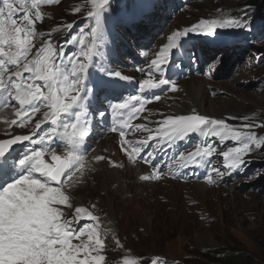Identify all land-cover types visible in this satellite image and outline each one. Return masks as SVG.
I'll list each match as a JSON object with an SVG mask.
<instances>
[{"label": "rangeland", "instance_id": "obj_1", "mask_svg": "<svg viewBox=\"0 0 264 264\" xmlns=\"http://www.w3.org/2000/svg\"><path fill=\"white\" fill-rule=\"evenodd\" d=\"M4 4L5 0H0V7H4ZM31 4L32 0H26L22 7L19 0H15V9L17 7L20 9L13 11L19 27L24 26L22 17L28 14L32 22L29 27L35 32L32 37L31 51L27 54V60L23 61L25 63L37 58V53L49 46L52 48L54 57L58 56L59 48L69 42L88 23H92L93 28L96 29V36L91 41L93 51L113 56L116 45L112 44V41L115 43L123 41L118 48L125 52L128 59H122L125 64L121 76H127L130 79L119 76V80L134 85L133 96L141 98L143 108H141V102L132 101V105L139 109V114L131 115V117L127 115L128 109H123L125 126L120 130L133 132L141 120L146 118L150 89L145 88V93L141 92L140 83L149 78L147 69L151 60L157 58V53L169 43L173 33L197 25L201 20H216L221 23L242 20L244 25L218 28L214 34L190 32L181 37L178 45L171 50V55L186 47L207 44L226 46L230 48V53L227 51L226 57L220 59H214L209 55L194 56L187 64V68L196 77L184 83V92L176 85L175 94L168 96L173 97L171 103L167 105L168 102H165L158 108L162 110V107H167L170 115L175 118L183 114L182 108L186 107L188 108L186 110H189L192 107L208 115L209 119L224 122L230 120L235 123L238 122L239 117L259 118L264 113V0H155L141 16L131 17L128 22L124 20L127 16L115 15L106 10L110 3L101 11L98 18L88 16V13L93 11L91 0H58L56 3H45L41 0L36 8L25 10ZM37 11L39 16L36 15ZM102 16L108 21H113L108 33L100 27ZM68 24H72L73 27L68 29ZM127 30L130 31L126 32ZM21 38H25L23 32ZM124 42L127 46L134 42L140 46L130 45V47L122 48ZM144 48L148 53L147 56L144 55L146 53ZM128 50H132V54ZM5 51H8V48ZM11 51L15 52V47ZM179 52L175 58L179 57ZM189 54L192 53L189 51ZM104 59L106 60V57ZM58 60L54 58V70L58 66ZM114 61L116 62L115 59ZM14 67L16 66H8L5 80L11 78L18 83L23 80L25 87L32 84L33 88L38 83L43 88V81L35 78L24 79L30 73L25 72L20 78L13 76ZM99 67L103 68L102 72L106 75L107 68L104 64L102 63ZM114 68L118 69L116 65ZM141 68L144 71H140ZM152 76L155 81L161 78L160 75L154 76L153 73ZM196 83H199L197 92L199 100L193 99L199 103L193 102L194 100L192 101L188 95V88L192 85L198 86ZM109 90L110 88L101 90L102 96L99 99L100 106L97 111L109 112L112 109V102L103 98L105 91ZM43 94H48L47 88ZM57 94L63 95L62 92ZM73 95L72 91L69 92L65 103H70ZM84 98L87 97L84 96L82 99ZM3 101L0 98V105ZM14 103L0 106V114L9 113ZM84 105V103L82 107L78 105L66 114L61 113V118L57 121V124L61 126L59 135L55 136L57 132L52 135L55 136L54 143L52 145H49L52 142L48 145L46 143L44 146L35 148L37 151L54 148L53 151H46L43 156L45 164L50 163L53 166H56L59 160H69V152L75 151L77 159L82 160L85 165L83 164L81 169L74 172L75 181L79 184L84 182L79 191L75 192L72 188L74 213L79 208L77 202L89 201L87 205H94L95 211L102 219H105V213L107 218L111 219L112 224L108 225V219L94 221L88 214L85 216L91 221L87 222L85 235L80 237L72 249L78 264H96L99 257H103L102 260H106L107 264H116L121 255L127 256L123 264H216L201 258L198 254L223 248L253 255L264 264L263 153L262 156L253 159L259 163L249 166H247L249 163H246L239 169L238 174L230 176L225 182H213V185L208 188L200 184L146 182L139 179L138 174L147 169L138 172L133 168L134 164L126 151L125 143L128 142L121 138L120 130L105 134V139L101 141L97 140L89 158L83 155L78 143L75 146L70 144V147L65 146V148L57 147L59 142L64 145L69 143V140L60 139L59 136L68 139L67 136L73 134L71 125L78 122V114L83 113ZM132 105L129 107L131 108ZM52 111L48 102L42 103L40 110L35 114L21 112L19 108V114L11 116L10 122L14 119L25 120L23 134L30 131L33 136L43 127L40 125V128L36 129V124L51 120ZM46 113L48 119H45ZM86 123L88 124V120ZM259 124L260 122L257 124V131L264 127ZM0 126L2 127L1 123ZM55 127L58 131V126ZM92 128L94 131L96 126ZM51 129V122L42 128L44 132L52 133ZM15 135L6 134L8 138ZM113 137L115 138L112 148L114 150H111V153L110 149L103 146V143ZM5 140L7 139L0 133V143ZM85 142L82 139L81 143ZM259 150L263 151L264 146ZM105 153L106 155H103ZM99 155L103 159H98ZM54 156H59L60 159L56 160ZM95 156L98 157L95 158ZM106 158L112 162L109 168L107 164L103 165L104 162L106 163ZM91 167L103 172H106L105 169L115 168L112 172L116 171L115 174L121 176L122 182H113L109 187L111 176L107 173L88 177L86 173ZM118 189L121 190L120 193ZM65 205L68 210L69 204L65 203ZM106 235L110 236L111 242H109V259H106L105 251L96 248L97 240L102 243L108 240ZM91 238H97V240L93 241L95 247L90 250V244L86 245V243ZM112 241L116 243L112 245Z\"/></svg>", "mask_w": 264, "mask_h": 264}, {"label": "snow or ice", "instance_id": "obj_2", "mask_svg": "<svg viewBox=\"0 0 264 264\" xmlns=\"http://www.w3.org/2000/svg\"><path fill=\"white\" fill-rule=\"evenodd\" d=\"M14 2H8L5 0L4 7H0V46L7 45L8 51H5L3 47H0V56L5 59L0 60V95L6 94V99L0 106H7L12 101L18 102L21 112L27 113L29 110L33 114L40 110V106L44 102H48L49 106L53 109L51 116L52 133H56L57 121L61 118V113H68L76 106H83L80 93L84 92V83L87 74V70L90 66V62L93 57V49L89 47L87 51L81 50L80 56L85 57L87 62H74L73 54L71 57H65L63 49L60 50L58 56L54 57L51 46L47 49H42L37 53V58L27 60V54L31 51L32 37L35 35L34 29L29 27L31 20L29 15L25 14L22 17L24 26H17V19L14 18ZM20 5L23 7L26 0H19ZM41 0H32V7L36 6ZM45 3H56L58 0H44ZM110 3V0H91L93 11L88 13L89 17L98 18L101 11ZM7 10V11H6ZM39 16V12L36 13ZM244 25L242 20H229L226 22H219L216 20H201L199 24L193 25L183 30L173 33L169 38V43L165 45L158 53L157 58L152 59L147 69L149 78L144 79L140 83V89H156L163 85L171 84L172 90H176L175 82H171L165 78H160L155 81L152 73L155 69L156 73H163V66L168 62L171 50L175 48L181 37L186 36L188 33H200V34H214L218 28L240 27ZM72 24H68L67 28L71 29ZM205 28L207 30H205ZM25 34V38H21L20 33ZM91 35L94 38L96 36V29L91 31ZM73 39H75L73 37ZM15 47L16 51H11ZM145 56L148 53H144ZM43 58H40V57ZM23 57V59H22ZM54 58L60 60V66H56L54 70ZM63 60H68L69 65H63ZM16 66L13 68V76L20 78L23 73H30L29 76L24 77L25 80L38 79L44 81V86L47 88L48 94L41 93V85L37 84L33 88L32 84H28L25 87L23 80L19 83L9 78L5 80L4 77L7 74L8 66ZM140 71H144L143 68ZM116 76H120L124 79H130L127 76H121L120 72L115 73ZM71 76V79L69 77ZM71 91H75L77 95L71 96V102L65 103V99L68 98V94ZM58 92H62L63 95H58ZM153 99L159 100V96H154ZM132 101L141 102L139 96L129 97L123 103H117L112 106V113L114 116L124 114L120 110L128 109L127 115L139 114V109L132 105ZM130 105L131 108L129 107ZM141 108L143 103L141 102ZM19 114V113H18ZM79 116V114H78ZM45 119H48V114H45ZM25 120H20L18 127L25 125ZM43 123V121H41ZM166 125L161 132L164 137L174 143L178 139H183L189 133L196 131L203 125H213L215 127L210 128V135L219 137L221 141L232 140L240 142L241 146L229 148L223 152V157L230 159L231 163L227 164V168L231 171H237L244 164L247 163L243 156L251 151L250 145L255 144L256 148H259L264 141L257 140L254 132H241L234 131L225 125L223 120L209 119L203 115H181L175 118L168 117L163 121ZM73 129H76L77 124L71 125ZM144 127V126H139ZM251 127V125H249ZM36 128H40V123L36 124ZM115 130V129H113ZM150 131V130H149ZM35 132V130H34ZM121 136L124 135V130H120ZM85 135L84 132L78 135L74 132L68 135L69 143L75 146L78 142H82V138ZM45 136H49L46 133L39 137V140H34L29 135H17L14 139L4 141L0 143V157H4L9 149L13 145H17L21 142H31L33 144H44ZM49 139H52L49 136ZM52 139V145L54 143ZM142 147H147L145 142ZM54 148L49 147L47 150H32L31 153L25 156L19 161L21 166H26V175H22L15 179L13 182L7 184L3 189H0V245L3 246L4 252V264H8L11 257L27 254L30 258L29 264H78L76 255L72 249V245L69 243L71 232H76V228L73 227L68 230L73 219L79 221L80 214L84 212L83 208H77L76 214L72 217L65 218L61 223V213L53 205L64 204L69 200V197L64 192L60 191L59 187L51 188L43 183L41 179L34 177V173H41L44 177L49 178L51 181L59 182L61 177L65 175V170L70 168L72 163L77 161L75 151L69 152V160L63 161L58 167H49L43 160L44 153L46 151H53ZM215 147L197 146L195 152L189 153L187 161L191 163H198L195 157H199L200 160H204L207 157H211L215 153ZM140 148L136 149V154L139 155ZM149 156L152 153L148 154ZM56 160H59V156H54ZM98 159H103L99 157ZM181 159H185L183 156ZM223 175V173H220ZM40 189L44 192L43 195L39 194L36 190ZM35 196H45L46 200L39 201L35 199ZM38 208H46L47 215L43 217V226L39 228L32 227V211ZM100 241L97 240L96 244L100 245ZM60 245L61 247H56ZM103 257H99L96 260V264H100V260Z\"/></svg>", "mask_w": 264, "mask_h": 264}, {"label": "bare ground", "instance_id": "obj_3", "mask_svg": "<svg viewBox=\"0 0 264 264\" xmlns=\"http://www.w3.org/2000/svg\"><path fill=\"white\" fill-rule=\"evenodd\" d=\"M161 1V0H160ZM162 1H164V0H162ZM28 8H33L32 7V4L29 6V7H27L25 10H27ZM160 11V10H159ZM136 15H137V12H134V14L133 15H131V17H136ZM159 16V15H158ZM130 17V16H129ZM158 18V17H157ZM154 21V20H153ZM140 29V28H139ZM144 31V30H143ZM157 31V30H156ZM140 32V31H139ZM152 32V31H151ZM147 33V32H146ZM153 33V32H152ZM158 41V40H157ZM113 43L112 44H114V45H116V46H120V44H123V43H121L120 41L118 42V43H115V41H112ZM124 44H126V43H124ZM156 44V43H155ZM130 45H135V44H129L128 46L127 45H125L126 47H130ZM139 45V44H138ZM154 45V44H153ZM140 46V45H139ZM154 48V47H153ZM146 48H144L143 50L145 51V52H147L146 50H145ZM161 50V49H160ZM155 52V51H154ZM244 59V58H243ZM207 72V71H206ZM232 81V80H231ZM198 86H195V85H188V86H191V87H189L188 88V86H187V88H188V95L190 96L189 98H191L192 99V101L194 100V99H196V100H199V97L197 96V92L199 91L198 89H199V83H196ZM200 85H202V84H200ZM175 94V92L173 91V90H169L168 92H167V96H169V95H174ZM194 98V99H193ZM172 100H173V97L171 98ZM196 100H194L193 102H196V103H199L198 101H196ZM174 106L176 105V103H172ZM190 108H192V107H190ZM185 109H188V108H186L185 107ZM175 113V112H174ZM177 114V113H176ZM125 115V114H124ZM183 115V114H182ZM109 126V123L106 121L105 123H104V127L106 128V127H108ZM78 127H79V125L77 124V127H76V129H75V131L78 129ZM1 129H2V127L0 126V131H1ZM59 131H60V127H58V131H57V133L55 134V136H57V134L59 133ZM103 134V131H100V132H97L96 134H94L93 136H92V139H91V143H88V144H86V146H85V149H89L90 148V146H91V144L93 143V141H94V139L95 138H99L101 135ZM59 135V134H58ZM117 139V138H116ZM111 140H113V141H111ZM114 140H115V138L113 137V138H111V139H109L106 143H103V146L106 148L107 147V149H110V151L109 152H111V150H114V149H112L113 147H114ZM125 145V144H124ZM59 146H61L62 148H65V146L66 147H68L69 146V143L67 144V145H64L62 142H59V145L57 146V147H59ZM102 145H100V147H101ZM104 148V149H105ZM123 151V150H122ZM108 152V151H107ZM112 153V152H111ZM124 154V153H123ZM96 155H97V153H96ZM103 155H106V153L105 154H103ZM98 157V156H97ZM96 156H95V158H97ZM99 157H101L100 155H99ZM98 157V158H99ZM104 157V156H103ZM111 157H113V156H111ZM110 157V158H111ZM126 158V157H125ZM106 160V159H105ZM120 160V159H119ZM94 163V162H93ZM99 163V162H98ZM84 163H82V160H78L77 159V161H75V162H73L72 163V165H71V168H70V170H69V172L66 174V176H65V179H64V181L61 183V184H55L53 181H51L49 178H46V177H44L41 173H38L37 174V176L41 179V181L43 182V183H46V185L48 186V187H51V188H57V187H59V189H60V191H62V192H64L65 193V195H67L68 197H69V200L66 202L67 204H69V208H68V210L66 209L67 208V206L65 205V203L64 204H56V205H53L54 207H56L58 210H59V212L61 213V223H63V221H64V219L65 218H68V217H72V216H74L76 213H74V210H75V206H74V203H73V192H72V188H74L75 189V192L81 187V186H83V184H84V182H83V184H79V183H77L76 181H75V178H74V172H76L77 170H79V169H81L84 165H83ZM101 165H102V163H100ZM100 164H99V166H100ZM105 164H107V166H108V168L110 167V163L109 162H106V163H104L103 165L105 166ZM123 164V163H122ZM131 165H133V164H131ZM95 166H98V165H95ZM103 166V167H104ZM117 167V166H116ZM128 167H129V164H128ZM133 168H135L136 170H138V169H143L144 167L143 166H135V167H133ZM100 169V168H99ZM103 169H105V168H103ZM115 169V168H114ZM113 169V170H114ZM106 170V172L104 171H100V170H96V169H94V168H90V170L86 173V176H91V177H95V176H97V175H99L100 176V173H107L108 175H110L111 176V179H110V186L109 187H111V184L113 183V182H115V183H117V182H122V180H120L121 179V176H119V175H117V174H115V172H112L113 170H110V169H105ZM118 170V169H117ZM143 171V170H142ZM117 173V172H116ZM121 175V174H120ZM114 185V184H113ZM123 185V184H122ZM117 189V188H116ZM119 190V189H118ZM127 190V189H126ZM79 191V190H78ZM120 191L121 190H119V193H120ZM115 192V191H114ZM127 192V191H126ZM123 193V192H122ZM40 194L41 195H43L44 194V192L42 191V190H40ZM88 194V193H87ZM79 195V194H78ZM85 195V194H84ZM121 197H123L122 195H121ZM239 197V196H238ZM78 198H80V197H78ZM258 199V198H257ZM42 200H46V197L45 196H41V201ZM77 200V199H76ZM252 200V199H251ZM123 201H124V199H123ZM80 202V201H79ZM79 202H77L78 203V205L77 206H79V208H83L84 209V212L83 213H81L80 214V218H79V221L77 222V221H75V219H73L72 221H71V223H70V225L68 226V230H71V228H73V227H75L76 228V232H74V235H70V239H69V243L74 247V245L75 244H77V242L79 241V239H80V237L81 236H83V235H85V230H86V226H87V222H89V221H91L89 218H87V217H85L87 214L89 215V216H91L93 219H94V221H99V220H106V219H108V225H111L112 224V222H111V219L108 217L107 218V215H106V213H105V219H102L98 214H97V212L95 211V206L94 205H87V203L89 202V201H87L86 203H79ZM242 203V202H241ZM252 203H253V201H252ZM250 204V203H249ZM255 204V203H254ZM258 204V203H257ZM237 205V204H236ZM245 205V204H244ZM241 206V205H240ZM239 207V206H238ZM252 207V206H251ZM250 207V208H251ZM262 207V206H261ZM264 207V206H263ZM254 208V207H253ZM252 209V208H251ZM264 209V208H263ZM248 210V209H247ZM250 210V209H249ZM111 211V210H110ZM262 212V211H261ZM114 218V217H113ZM107 236V238H108V240L106 241V242H101L100 243V245H96V248L97 249H100V250H103V251H105V253H106V259H109V257H110V255H109V249H110V247H109V245H110V236L109 235H106ZM97 240V238H91L87 243H86V245H88V244H90V250L92 249V248H94L95 246H94V244H93V241H96ZM110 242V243H109ZM114 243H116V241H112V245L114 244ZM56 247H61L60 245H57ZM73 247H72V249H73ZM114 248V247H113ZM72 249H70V251H72ZM116 250H118V249H116ZM126 257L127 256H124V255H121L120 257H119V259L116 261V264H123L124 263V261H125V259H126ZM124 260V261H123ZM100 264H107L106 263V260H100Z\"/></svg>", "mask_w": 264, "mask_h": 264}, {"label": "clouds", "instance_id": "obj_4", "mask_svg": "<svg viewBox=\"0 0 264 264\" xmlns=\"http://www.w3.org/2000/svg\"><path fill=\"white\" fill-rule=\"evenodd\" d=\"M184 83L185 82H183V88H184ZM183 88H182V92H184V90H185V88L184 89ZM165 102H168L167 105H169L171 103V101L170 100H167V98H162L161 101H159L158 103H154V104L150 105L149 108L152 109L154 112H156V114H155V117L156 118H162V119H164V118H166L168 116H171L170 113H169V110L167 109V107H165V106L162 107V110L158 108L159 106H161V104H163ZM181 111L183 112V115H195V114H199V115H203L205 117H208V115H206L205 113L201 112L200 110L194 109V108H189V110H186V109H183L182 108ZM159 113H166V114L163 115V114H159ZM260 117L261 116H259V118L250 116L247 123H241L239 120H238L237 123L232 122L230 120H227V121H225V125L228 126L230 129H232L234 131L251 132L252 131V126H254L255 124H257L259 122H260L261 125L264 126V121H262V119H260ZM239 119H242V118L239 117ZM249 125H251V127H249ZM154 126H155V123L151 124L150 127L153 128ZM209 127H211V125H203L201 128L197 129L194 132H191L190 135H187L186 137L187 138H190V139L199 138L202 134H204V133H206V132L209 131L208 130ZM263 128L264 127H262L259 131H257V133L259 135H264ZM238 146H241L240 142H236V141H232V140L228 139V140H225L224 141L223 148L222 149H219V150L216 149L215 153L211 157H207V158H205L202 161L200 160L199 157H195V159L197 161H199L198 163H203L205 166L212 167L215 170V173L217 174L218 179L220 178V181L221 182H225V181H227L230 178V176H232L234 174H238L239 169L237 171H231L230 172V170L227 168V164L228 163H231V160L223 157L222 154H223V152L227 151L229 148L238 147ZM250 147H251V149H253V146L252 145H250ZM152 151H154L156 153H160L161 149L154 148ZM262 153L264 154V150L263 151H260L259 150L257 152V154L256 153H253V154L247 153V154H245L243 156V159H245L247 161V163H249V164H247V166H249V165H251L253 163H259V162L255 161L253 159L254 158H257V156H259V157L262 156ZM194 164H196V163L186 162L184 165H182L181 171L182 172H185L190 166H192ZM138 165L139 166L140 165L143 166L144 167L143 169H147L145 172H147L148 169H149V167L147 165H145V164L138 163L136 166H138ZM143 169H140V171L143 170ZM145 172L139 173L138 174V177H139L140 174H143ZM186 173H189V172H186ZM220 173H223V175H221ZM184 175H186V174H184ZM183 178H184V180H182L180 182H175L177 180V178L170 179V181H168V182L175 183V184H181V185L200 184L198 182H190V181L187 180L186 177H183ZM168 182H166V183H168ZM166 183H161V184H166ZM155 184H157V183H155ZM200 185H203V186L207 187V185L204 184V183L203 184H200Z\"/></svg>", "mask_w": 264, "mask_h": 264}, {"label": "trees", "instance_id": "obj_5", "mask_svg": "<svg viewBox=\"0 0 264 264\" xmlns=\"http://www.w3.org/2000/svg\"><path fill=\"white\" fill-rule=\"evenodd\" d=\"M113 6L115 7L116 5ZM262 115L263 116H261L260 119L264 121V113ZM198 255L201 258H204L216 264H262L258 257L244 254L238 250H233L231 248H223L221 250L203 252Z\"/></svg>", "mask_w": 264, "mask_h": 264}, {"label": "water", "instance_id": "obj_6", "mask_svg": "<svg viewBox=\"0 0 264 264\" xmlns=\"http://www.w3.org/2000/svg\"><path fill=\"white\" fill-rule=\"evenodd\" d=\"M22 143H25V142H21V143H19V144H22ZM19 144H17V145H19ZM13 147H14V145H13Z\"/></svg>", "mask_w": 264, "mask_h": 264}]
</instances>
